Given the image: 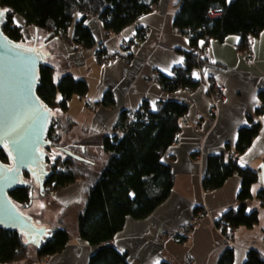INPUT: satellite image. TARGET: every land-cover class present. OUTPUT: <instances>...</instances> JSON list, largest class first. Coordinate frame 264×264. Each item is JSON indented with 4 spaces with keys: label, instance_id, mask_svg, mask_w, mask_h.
Here are the masks:
<instances>
[{
    "label": "crops",
    "instance_id": "0c3cea01",
    "mask_svg": "<svg viewBox=\"0 0 264 264\" xmlns=\"http://www.w3.org/2000/svg\"><path fill=\"white\" fill-rule=\"evenodd\" d=\"M176 1L159 0L153 12L140 16L118 33L107 32L97 16L77 13L75 21H82L92 35L94 45L90 48L75 42L74 23L65 37L54 38L35 28L31 30L30 41L35 46H49L52 57L58 60L57 67L47 64L54 70L55 83L69 74L88 86L85 96L70 98L66 111H53L66 129L60 146L93 163L79 161L88 171L99 173L107 159L99 145L104 136L115 133L123 113L143 106L154 112L167 101L182 102L188 108L187 114L182 118L176 142L162 156L173 174L172 190L148 217L127 218L111 240L113 247L126 255L129 264H218L226 248L234 251L233 264H243L250 250L264 259V206L257 198L264 189V114H255L261 106L259 93L264 92V31L251 40L249 59L237 49L239 38L235 35L199 42L215 66L191 71L190 76L199 83L196 88L165 91L156 75L170 77L174 69L183 66L184 54L192 48L189 39L173 26ZM14 22L24 24L22 19ZM144 29L146 33L139 39ZM210 82L215 84L209 89ZM249 118L260 129L252 144L238 155V131L250 125ZM61 154L54 152L52 156ZM214 155L226 159L231 156L239 166L258 172L251 198L243 202L247 211L258 212V223L232 230V245H228L215 222L226 211L240 206L237 195L241 178L233 175L220 188L204 191L202 178L207 159ZM85 186L84 181L77 180L45 196L36 194L34 207L27 212H42V218L50 224L47 229H52L61 217L70 215L69 220L74 221V233H69L65 249L41 259L39 264H88L96 251V247L79 238L76 229L77 216L85 203ZM196 208L206 217L193 223ZM72 209L74 214H70ZM171 232L185 237V241L170 238Z\"/></svg>",
    "mask_w": 264,
    "mask_h": 264
},
{
    "label": "trees",
    "instance_id": "16d2710c",
    "mask_svg": "<svg viewBox=\"0 0 264 264\" xmlns=\"http://www.w3.org/2000/svg\"><path fill=\"white\" fill-rule=\"evenodd\" d=\"M159 0H0L1 8L10 12L8 21L2 26L4 35L14 44L25 38V29L31 27L51 37H65L74 23V40L84 48H90L94 41L90 31L82 21H75V15L97 16L110 33H118L142 15L153 12ZM173 26L178 33L189 39L191 50L184 54L185 64L173 70L170 77L159 74L158 82L168 92L179 89H194L198 82L190 76L195 67L215 66L207 58L198 56L203 47L199 42L223 40L235 35L239 38L237 49L249 56L251 40L264 31V0H177L175 3ZM221 11L217 18L210 11ZM19 15L24 24L19 26L13 17ZM75 21V22H74ZM146 29L139 33L143 39ZM101 52H98V56ZM54 70L43 65L39 70V85L36 94L52 113L66 111L73 95L85 96L87 83L71 75L62 76L57 83L53 81ZM59 95V99L57 97ZM261 106L255 114H264V92L259 93ZM107 103V95L104 97ZM188 108L179 101H167L157 111L146 106L136 111L137 119L131 121L129 113H123L111 136H104L100 147L107 159L99 173H92L81 162L66 155L52 156L60 146L63 131L66 129L56 119L53 120L58 136L47 134L51 147L47 153V176L43 178V191L28 173H23L20 186L9 193V198L24 213L33 202L34 185L38 193L45 195L50 191L65 188L77 180L85 183L83 196L85 203L77 216L76 229L79 238L86 244L96 247L88 264H129L125 254L114 247L106 246L122 230L127 218L142 220L169 196L173 186V174L162 156L172 146L181 130L182 118ZM249 126L238 131L235 151L241 155L257 137L260 125L249 118ZM73 153V152H72ZM52 156V157H51ZM0 163H11L9 152L0 149ZM233 175L241 178L237 199L241 203L236 209L226 211L215 222L222 229L225 238H230L232 230L239 226L248 228L258 223V212L247 211L243 202L251 198V186L258 181V172L249 167H241L236 160L223 155L207 159L202 178L204 191L220 188L226 179ZM35 183V184H34ZM34 184V185H33ZM37 185V186H36ZM264 206V189L257 194ZM200 211L196 208L195 214ZM179 242L185 237L176 236ZM69 232L62 221L51 229L49 238L37 248L27 243L24 234L7 231L0 227V264L20 262L29 257V246L35 247L38 259L60 254L66 247ZM234 251L226 248L218 259V264H233ZM167 264V263H162ZM243 264H264V259L253 250L248 251Z\"/></svg>",
    "mask_w": 264,
    "mask_h": 264
},
{
    "label": "water",
    "instance_id": "95a60500",
    "mask_svg": "<svg viewBox=\"0 0 264 264\" xmlns=\"http://www.w3.org/2000/svg\"><path fill=\"white\" fill-rule=\"evenodd\" d=\"M0 11L4 12L0 18V149H7L11 159L9 165L0 163V227L24 234L27 243L38 248L49 238V222L42 218V212H21L9 193L27 185L22 181L23 173L30 174L40 192L43 191V178L47 176L46 149L51 147L47 132L56 115L41 102L36 89L40 67L46 64L57 67L58 60L52 57L53 49L45 44L9 41L2 26L10 12L4 11L1 5ZM56 150L77 161H86L65 147Z\"/></svg>",
    "mask_w": 264,
    "mask_h": 264
},
{
    "label": "rangeland",
    "instance_id": "374dc122",
    "mask_svg": "<svg viewBox=\"0 0 264 264\" xmlns=\"http://www.w3.org/2000/svg\"><path fill=\"white\" fill-rule=\"evenodd\" d=\"M17 19H22L23 20V18L21 17V16H19V15H15L14 17H13V21L14 20H17ZM31 30L33 31L34 29L33 28H31V27H29V28H27V29H25V31H24V36H25V38L21 41V43H24V44H26V42L27 41H30V39H29V36H30V34H33V32H31ZM52 131H53V129H52ZM55 152V151H54ZM54 152H52V154L54 153ZM34 185V184H33ZM34 193H33V202H32V205L29 207V208H27V209H25V211L27 212V211H32V209H33V205L35 204V202H36V194L37 195H39V193H38V190H37V188L35 187V185H34V191H33ZM48 193H50V192H48ZM47 193V194H48ZM46 195V194H45ZM44 195V196H45ZM52 210H54V208L52 207ZM74 209H72V212L70 211V214H74ZM71 216L69 215L68 216V218H64V217H61V218H59L58 220H57V222L60 220V221H62L65 225H66V228H67V230H68V232L70 233L71 232V234L72 233H74V230H73V227H74V225H73V223H74V221L73 220H69V218H70ZM57 222L55 223V225L57 224ZM54 225V226H55ZM28 255H29V257H27L25 260H23V261H20V262H15V263H11V264H39L40 263V261H41V259H38L37 258V256H36V250H35V247H33V246H29V249H28ZM43 259V258H42Z\"/></svg>",
    "mask_w": 264,
    "mask_h": 264
},
{
    "label": "built area",
    "instance_id": "2783aa9c",
    "mask_svg": "<svg viewBox=\"0 0 264 264\" xmlns=\"http://www.w3.org/2000/svg\"><path fill=\"white\" fill-rule=\"evenodd\" d=\"M220 15H221V11H218V10L210 11V16L213 17V18H217V17H219ZM204 50H205V49L202 48L201 50L198 51L197 54H198L199 57L205 59V58H206V55H205V51H204ZM249 52H251V49L249 50ZM245 57H247L248 59L250 58L249 56H245ZM117 59L120 60L119 57H118ZM184 64H185V61L183 62V65H184ZM156 77L158 78L159 75H156ZM214 84H215V82H210L209 85H208L209 89H210L211 86H213ZM128 117H129V119H130L131 121H135V120L137 119L136 111L130 112L129 115H128ZM50 129H51V130H50ZM52 129H53V131H52ZM49 130L51 131V133H50V136H51V137L56 138V137L58 136V132H57V130H56V127H55V125H53V120L50 122ZM115 133L118 134L119 131L116 130ZM47 137H48V136H47ZM205 217H206V213H204V212H200V213H198L197 216L192 220V222L195 223V222L201 221V220L204 219ZM182 231H183V233H186V231H184V230H182ZM168 236H169L170 238H174V237L176 236V233H175V232H171V233L168 234ZM226 240H227V242H228V245H232V241L230 240V238H229V239L226 238ZM105 245H106V246H113V244H112L111 241L106 242Z\"/></svg>",
    "mask_w": 264,
    "mask_h": 264
},
{
    "label": "snow or ice",
    "instance_id": "6c2138e0",
    "mask_svg": "<svg viewBox=\"0 0 264 264\" xmlns=\"http://www.w3.org/2000/svg\"><path fill=\"white\" fill-rule=\"evenodd\" d=\"M4 11H7V10H4ZM4 15V12L0 11V18H2Z\"/></svg>",
    "mask_w": 264,
    "mask_h": 264
},
{
    "label": "flooded vegetation",
    "instance_id": "af4514ba",
    "mask_svg": "<svg viewBox=\"0 0 264 264\" xmlns=\"http://www.w3.org/2000/svg\"><path fill=\"white\" fill-rule=\"evenodd\" d=\"M23 44H24V43H23ZM47 134H49V130H48ZM46 150H47V149H46Z\"/></svg>",
    "mask_w": 264,
    "mask_h": 264
},
{
    "label": "bare ground",
    "instance_id": "6f19581e",
    "mask_svg": "<svg viewBox=\"0 0 264 264\" xmlns=\"http://www.w3.org/2000/svg\"><path fill=\"white\" fill-rule=\"evenodd\" d=\"M19 21V20H18Z\"/></svg>",
    "mask_w": 264,
    "mask_h": 264
}]
</instances>
